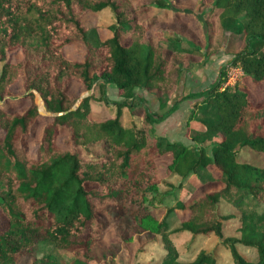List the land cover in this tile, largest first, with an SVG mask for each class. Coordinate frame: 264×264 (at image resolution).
<instances>
[{"label":"trees","instance_id":"trees-1","mask_svg":"<svg viewBox=\"0 0 264 264\" xmlns=\"http://www.w3.org/2000/svg\"><path fill=\"white\" fill-rule=\"evenodd\" d=\"M171 6V0H0V101L17 81L29 101L21 112L0 103V213L6 218L0 264H18L23 257H30L29 264H63L52 253L35 256L37 243L46 240L71 255L67 264H113L127 242L140 250L156 235L163 248L156 264H216L211 251L178 261L166 221L171 212H182L178 232L216 236L233 264H264V165L236 155L242 147L264 155V101L249 98V89L264 86V0H198L203 46L173 30L149 34ZM104 8L115 22L109 36L99 38L80 16ZM226 33L242 35L243 46L219 68L211 86L176 98L163 113L147 108L136 90L165 108L181 72L194 57L215 55ZM71 44L85 48L81 60L66 57L64 47ZM15 49L21 58L8 62L6 53ZM230 66L240 68L242 80L222 87ZM95 80L101 81L98 100L110 103L105 85L120 98L110 103L112 118L88 116ZM70 81L80 83L84 94L68 95ZM185 99L194 101L189 116H196L200 127L191 139L199 147L154 132L153 125ZM124 110L140 118L138 128L124 125ZM39 123L37 152L30 155L22 142ZM62 129L69 147L57 144ZM166 154L176 175L191 173L202 181L209 172L208 181L217 187L159 216L152 204L160 183L155 160ZM219 202L239 213L237 236H224L226 223L236 217L220 215ZM100 213L113 221L114 241L107 238Z\"/></svg>","mask_w":264,"mask_h":264},{"label":"rangeland","instance_id":"rangeland-1","mask_svg":"<svg viewBox=\"0 0 264 264\" xmlns=\"http://www.w3.org/2000/svg\"><path fill=\"white\" fill-rule=\"evenodd\" d=\"M172 6L166 15L165 20L156 24L149 32L156 30L168 29L173 30L179 34L184 35L197 46H203L205 43L204 29L199 20L197 3L198 0H171ZM80 21L85 27H95L99 38L109 36L110 32L108 27L114 24V15L109 8H104L97 12L86 11L81 14ZM243 46L242 35L224 34L218 51L215 55L208 57H194L191 67L182 71L174 96H171L165 108H161L156 99L144 90H136L147 104L150 111L163 113L168 109L176 98L181 96L198 93L212 85L213 81L218 76L219 68L225 66ZM84 47L81 44H71L64 47V52L67 58L73 61H79L84 56ZM21 58L18 49L8 51L6 53V60L8 62H16ZM2 63L0 62V68ZM231 73L230 80L227 77ZM242 77V72L239 67L230 66L226 70V79L222 83L224 86H233L239 82ZM226 82V83H225ZM248 83L247 80H244ZM101 81L95 80L92 83L90 94L93 97L89 101L90 112L89 118L95 120H106L112 118L115 114V106L111 102L118 101L120 98L112 85L104 86V95L110 103H105L98 100L100 96L99 85ZM67 93L72 97H77L84 94V89L80 83L70 81L67 85ZM86 93V92H85ZM249 98L255 102L264 101V86L260 85L255 88L249 89ZM130 100V99H127ZM193 100L185 99L179 102L178 107L163 121L153 126L154 131L159 136L165 138L170 142H180L186 146L199 147L200 145L191 139L192 133L200 127L195 117H190V110ZM5 110L18 111L24 110L29 101L22 93L21 82L17 81L10 87V95L5 96L0 101ZM189 119V120H188ZM123 123L126 126L135 125L137 128L140 126V118L132 115L129 111L124 110ZM42 124H35L31 127L30 132L23 139L22 144L27 148L30 155H36L37 141L39 139ZM56 141L59 146L69 147L68 132L62 129L56 136ZM209 154V149H206ZM97 150L90 151L87 156L93 158ZM236 155L241 160H246L253 163L264 165V155L258 154L255 151L242 147L236 152ZM173 159L170 154H166L155 160L157 172L160 176V183L157 186L158 194L152 204L155 208H159L156 213L161 216L170 207H178L180 204H187L197 196L201 195L210 189L217 187L212 180L209 172H204L202 181L195 174H189L187 177H180L172 170ZM208 181V183H205ZM180 183V184H179ZM218 213L220 215L232 214L236 218L229 219L223 229L224 236H237L235 228L237 226V217L239 213L235 211L230 205L219 202ZM182 212H171L166 217L168 229L171 233L170 239L173 242L177 253L178 261L188 262L195 258L199 251H211L215 258L216 264H233L228 250L221 244L219 239L214 235L202 236L191 235L188 232H178ZM98 220L104 224L106 236L110 241L116 238L113 233V221L106 217L103 213L98 215ZM6 226V218L0 213V232ZM240 252L249 257L254 256L252 249L245 248L237 245ZM35 256L40 257L45 253H52L63 264H67L71 260V255L54 247L49 241H40L35 247ZM163 254L162 243L159 235L154 237L153 242L144 245L142 249L137 250V244L134 241L127 242L125 249L121 251L113 264H156L161 255ZM30 257H23L18 264H29ZM94 264V263H92Z\"/></svg>","mask_w":264,"mask_h":264},{"label":"built area","instance_id":"built-area-1","mask_svg":"<svg viewBox=\"0 0 264 264\" xmlns=\"http://www.w3.org/2000/svg\"><path fill=\"white\" fill-rule=\"evenodd\" d=\"M231 73H229L228 77H227V81L230 80L232 77H230ZM226 83V82H225Z\"/></svg>","mask_w":264,"mask_h":264},{"label":"crops","instance_id":"crops-1","mask_svg":"<svg viewBox=\"0 0 264 264\" xmlns=\"http://www.w3.org/2000/svg\"><path fill=\"white\" fill-rule=\"evenodd\" d=\"M172 96H174V94H173ZM142 97H143V96H142ZM143 98H144V97H143ZM168 102H169V101H168ZM168 102H167V103H168ZM162 121H163V120H162ZM159 123H160V122H159ZM156 124H158V123H156ZM154 125H155V124H154ZM154 125H153V126H154ZM154 132H155V131H154ZM155 134H156V133H155ZM156 135H158V134H156Z\"/></svg>","mask_w":264,"mask_h":264},{"label":"water","instance_id":"water-1","mask_svg":"<svg viewBox=\"0 0 264 264\" xmlns=\"http://www.w3.org/2000/svg\"><path fill=\"white\" fill-rule=\"evenodd\" d=\"M48 115H50V114H48Z\"/></svg>","mask_w":264,"mask_h":264}]
</instances>
